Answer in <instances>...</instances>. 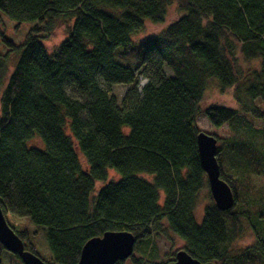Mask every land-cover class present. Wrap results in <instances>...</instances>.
I'll return each mask as SVG.
<instances>
[{
  "label": "trees",
  "instance_id": "trees-1",
  "mask_svg": "<svg viewBox=\"0 0 264 264\" xmlns=\"http://www.w3.org/2000/svg\"><path fill=\"white\" fill-rule=\"evenodd\" d=\"M174 4L185 15L135 45L146 23L163 24ZM0 13L34 23L22 45L3 40L20 58L0 117V207L27 251L46 264H78L89 240L129 232L137 239L131 264H147L153 256L139 257L142 247L150 255L152 238L163 235L183 240L201 263L243 264L231 247L244 218L257 240L244 256L264 264V187L252 180L264 176L263 155L244 148L227 162L217 147L235 205L220 211L210 194L196 217L209 188L197 146L209 82L221 93L234 89L241 108H208L216 128L230 125L234 139L255 132L250 119L264 122L256 106L264 102V0H0ZM62 19L72 25L50 54L43 36ZM120 49L136 51V69L114 61ZM240 59L258 66L245 71ZM7 72L0 59V80ZM119 85L129 87L122 98L112 93ZM36 137L44 148L28 146ZM110 171L120 180L108 183ZM98 183L105 186L94 196ZM11 219L46 233L52 257H41ZM6 253L0 244V264Z\"/></svg>",
  "mask_w": 264,
  "mask_h": 264
},
{
  "label": "rangeland",
  "instance_id": "rangeland-1",
  "mask_svg": "<svg viewBox=\"0 0 264 264\" xmlns=\"http://www.w3.org/2000/svg\"><path fill=\"white\" fill-rule=\"evenodd\" d=\"M184 12H180L176 4L168 9L166 20L163 24H153L147 22L144 30L136 35L133 39L135 45L139 43L155 38L158 36L165 28L170 24L177 21L180 17L184 16ZM72 25L71 21L57 20L55 23L54 31L46 36H43V44L47 51L51 54L59 48V46L67 38V34ZM34 23H23L19 24L13 20H10L7 16L0 13V59H5L8 64L7 74L0 80V117H1V98L2 94L9 83V78L13 74L15 67L19 61L20 54L17 52H12L10 48L6 46L3 40L14 43L17 46L22 45L27 37L29 31L33 28ZM136 51H129L127 54L120 49L114 54V61L124 67H129L131 69H136L139 64V58ZM239 65L242 69L249 70L254 69L258 66L256 62L245 63L243 60H239ZM146 80L140 78L138 90L142 92ZM126 85L114 86L112 88V93L119 98H122L127 91ZM71 95H74L71 91ZM75 96V95H74ZM121 102V101H120ZM212 106H221L227 109L240 111V106L237 104L235 99L234 89H229L224 93H221L217 83L215 81H210L205 92L203 101L200 106L201 113L197 118V127L200 132L206 133L208 135L214 136L218 139L217 147L224 151V159L230 162L232 159L238 161V150L248 148L252 152L264 156V122L261 120H251L255 125V132H248L247 135H242V137L234 138L235 131L230 125H224L223 127L216 128L210 120L205 115V111ZM256 106L264 110V102H257ZM232 139V140H231ZM226 142H220V141ZM231 140V141H228ZM29 147L44 148L42 140L38 137L28 142ZM243 146V147H242ZM241 151V150H240ZM82 158V156L80 155ZM83 159V158H82ZM224 160V161H225ZM225 161V162H226ZM85 165V162L82 161ZM225 169V165H222ZM120 177L116 172H109V182L119 181ZM253 183L256 189L264 187V176H253ZM105 186V183H98L96 185L94 196H96L99 191ZM209 188H205L200 196L199 204L196 208V217L198 222H201L204 216L206 206L212 204L210 198ZM214 203V201H213ZM242 220V230L240 236L233 242L231 247V253L235 256H241L243 264H260L253 260H248L245 258L244 254L250 249L256 246L257 240L255 238L254 232L250 224L246 219ZM12 226L17 231L27 230L29 234V242L35 245L38 253L44 259H49L52 257L50 250L48 237L46 233L38 230L35 226L28 224L26 220L11 219ZM35 235V232H38ZM152 253L149 255L145 246H143L142 255L139 257L153 256L152 259H148L147 264H167L169 261L175 260L176 254L179 251L185 249V242L176 236H155L152 238L151 245ZM147 255V256H146ZM130 259V258H129ZM124 261V264H131L130 260ZM3 264H21L12 254L7 252L3 257Z\"/></svg>",
  "mask_w": 264,
  "mask_h": 264
},
{
  "label": "water",
  "instance_id": "water-1",
  "mask_svg": "<svg viewBox=\"0 0 264 264\" xmlns=\"http://www.w3.org/2000/svg\"><path fill=\"white\" fill-rule=\"evenodd\" d=\"M218 140L200 132L197 136L198 153L209 190L216 207L229 211L235 205V195L229 185L221 179V167L217 160ZM137 239L129 232H107L102 237L89 240L82 249L78 264H117L133 256ZM0 244L7 252L18 256L23 264H46L42 259L26 250L25 243L7 223L0 207ZM169 264H215L201 263L185 250L176 254Z\"/></svg>",
  "mask_w": 264,
  "mask_h": 264
}]
</instances>
